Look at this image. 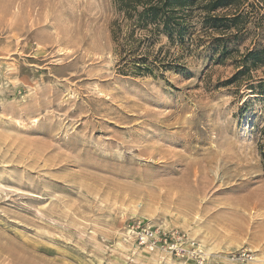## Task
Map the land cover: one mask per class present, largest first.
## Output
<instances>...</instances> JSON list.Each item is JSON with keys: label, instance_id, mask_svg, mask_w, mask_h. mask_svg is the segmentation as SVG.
I'll list each match as a JSON object with an SVG mask.
<instances>
[{"label": "rangeland", "instance_id": "374dc122", "mask_svg": "<svg viewBox=\"0 0 264 264\" xmlns=\"http://www.w3.org/2000/svg\"><path fill=\"white\" fill-rule=\"evenodd\" d=\"M247 1L226 28L193 11L161 35L172 66L151 77L119 73L111 0H0V264H184L128 237L135 220L201 240L207 264H264V10ZM239 248L254 258L225 260Z\"/></svg>", "mask_w": 264, "mask_h": 264}, {"label": "trees", "instance_id": "16d2710c", "mask_svg": "<svg viewBox=\"0 0 264 264\" xmlns=\"http://www.w3.org/2000/svg\"><path fill=\"white\" fill-rule=\"evenodd\" d=\"M111 1L117 14L110 25V32L119 73L151 77L159 76L172 66L164 61L160 48L155 52L150 49L161 35L169 40L181 38L183 23L193 11L203 13V20L209 28H226L227 22L238 20L244 5V0ZM250 6L264 10V0H252ZM248 56L254 63L257 61L256 53L250 52ZM250 88L264 96V81Z\"/></svg>", "mask_w": 264, "mask_h": 264}, {"label": "built area", "instance_id": "2783aa9c", "mask_svg": "<svg viewBox=\"0 0 264 264\" xmlns=\"http://www.w3.org/2000/svg\"><path fill=\"white\" fill-rule=\"evenodd\" d=\"M127 226V236L133 241L135 240L138 245L148 251L168 252L176 259L184 261V264H207L216 255L207 252L201 240H196L184 232H165L142 220H135ZM225 256V260L229 263H247L254 258L252 251L245 248L232 250Z\"/></svg>", "mask_w": 264, "mask_h": 264}]
</instances>
